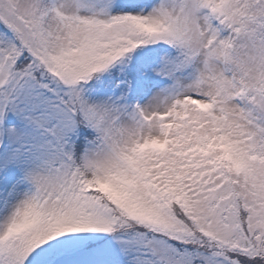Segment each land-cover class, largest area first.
Masks as SVG:
<instances>
[{
  "label": "snow or ice",
  "instance_id": "snow-or-ice-1",
  "mask_svg": "<svg viewBox=\"0 0 264 264\" xmlns=\"http://www.w3.org/2000/svg\"><path fill=\"white\" fill-rule=\"evenodd\" d=\"M0 264H264V0H0Z\"/></svg>",
  "mask_w": 264,
  "mask_h": 264
}]
</instances>
